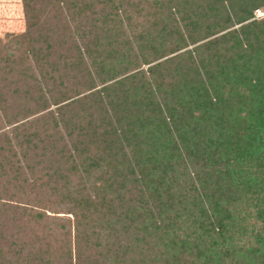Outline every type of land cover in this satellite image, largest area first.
I'll list each match as a JSON object with an SVG mask.
<instances>
[{
    "label": "trees",
    "instance_id": "16d2710c",
    "mask_svg": "<svg viewBox=\"0 0 264 264\" xmlns=\"http://www.w3.org/2000/svg\"><path fill=\"white\" fill-rule=\"evenodd\" d=\"M21 5L0 264H264V229L226 235L240 203L264 223V0Z\"/></svg>",
    "mask_w": 264,
    "mask_h": 264
},
{
    "label": "rangeland",
    "instance_id": "374dc122",
    "mask_svg": "<svg viewBox=\"0 0 264 264\" xmlns=\"http://www.w3.org/2000/svg\"><path fill=\"white\" fill-rule=\"evenodd\" d=\"M257 18L264 17V11H255ZM24 29V18L21 0H0V35L4 32H20ZM246 204H239V212L235 213L236 221L232 222L227 236L233 240L235 248L253 245L254 235L258 229H264V223L260 222L253 214L247 215ZM245 209V210H244ZM234 213L235 211L232 210ZM229 242V239L227 240ZM225 264H229L228 260Z\"/></svg>",
    "mask_w": 264,
    "mask_h": 264
}]
</instances>
